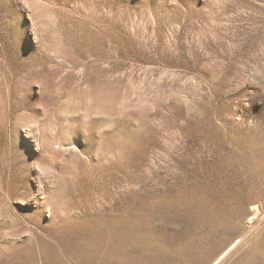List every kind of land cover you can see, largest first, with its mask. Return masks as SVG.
<instances>
[{
    "label": "rangeland",
    "instance_id": "obj_1",
    "mask_svg": "<svg viewBox=\"0 0 264 264\" xmlns=\"http://www.w3.org/2000/svg\"><path fill=\"white\" fill-rule=\"evenodd\" d=\"M0 264H264V0H0Z\"/></svg>",
    "mask_w": 264,
    "mask_h": 264
},
{
    "label": "bare ground",
    "instance_id": "obj_2",
    "mask_svg": "<svg viewBox=\"0 0 264 264\" xmlns=\"http://www.w3.org/2000/svg\"><path fill=\"white\" fill-rule=\"evenodd\" d=\"M44 9H45V7H44ZM44 9H43V10H44ZM48 9H50V8H48ZM43 10L41 9V11H43ZM51 11H53V10H51Z\"/></svg>",
    "mask_w": 264,
    "mask_h": 264
},
{
    "label": "snow or ice",
    "instance_id": "obj_3",
    "mask_svg": "<svg viewBox=\"0 0 264 264\" xmlns=\"http://www.w3.org/2000/svg\"><path fill=\"white\" fill-rule=\"evenodd\" d=\"M28 2V0H25V3H27Z\"/></svg>",
    "mask_w": 264,
    "mask_h": 264
}]
</instances>
